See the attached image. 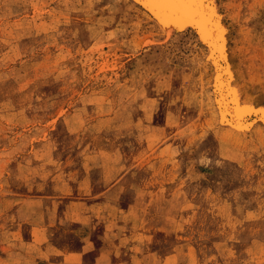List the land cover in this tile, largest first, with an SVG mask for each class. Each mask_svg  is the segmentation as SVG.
I'll use <instances>...</instances> for the list:
<instances>
[{"label": "rangeland", "instance_id": "374dc122", "mask_svg": "<svg viewBox=\"0 0 264 264\" xmlns=\"http://www.w3.org/2000/svg\"><path fill=\"white\" fill-rule=\"evenodd\" d=\"M218 5L264 106V0ZM205 55L131 0H0V264H264V123Z\"/></svg>", "mask_w": 264, "mask_h": 264}, {"label": "bare ground", "instance_id": "6f19581e", "mask_svg": "<svg viewBox=\"0 0 264 264\" xmlns=\"http://www.w3.org/2000/svg\"><path fill=\"white\" fill-rule=\"evenodd\" d=\"M131 1L141 7L145 17L154 21L168 36L183 34L188 30L196 34L206 51L205 61L212 67L213 103L220 124L233 133H242L258 125L259 117L264 123V106L260 105L261 99L253 97L252 93V97L249 95V85L244 84V81L239 83V79L244 77L238 73L237 68H234L235 65L233 66L234 60L239 57L242 50L238 49L233 32L235 21L233 22V18L229 16L228 9L220 8L218 0H196L195 8L177 13L175 10L161 7L160 0ZM191 16L196 18L190 19ZM252 87L251 85V89ZM253 89L255 93L258 87ZM258 96L260 97V93Z\"/></svg>", "mask_w": 264, "mask_h": 264}, {"label": "snow or ice", "instance_id": "6c2138e0", "mask_svg": "<svg viewBox=\"0 0 264 264\" xmlns=\"http://www.w3.org/2000/svg\"><path fill=\"white\" fill-rule=\"evenodd\" d=\"M160 6L166 9L175 10L177 13H180L195 8L196 0H160ZM189 18L195 19L196 17L191 16Z\"/></svg>", "mask_w": 264, "mask_h": 264}]
</instances>
